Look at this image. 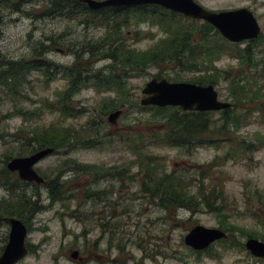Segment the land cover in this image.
Listing matches in <instances>:
<instances>
[{"label": "rangeland", "instance_id": "1", "mask_svg": "<svg viewBox=\"0 0 264 264\" xmlns=\"http://www.w3.org/2000/svg\"><path fill=\"white\" fill-rule=\"evenodd\" d=\"M195 1L210 11L248 8L254 13L262 29L260 37L240 43L227 40L225 55L214 64L217 73L222 74L214 86L220 100L233 105L237 104L233 95L241 94L243 86L251 88L252 96L260 97L232 108L230 119L241 121L239 129L236 124L224 128L228 124L224 111L210 112L211 130L188 147L154 142L150 136L162 132L167 120L162 121L153 110L135 105L141 106L142 90L153 79L176 82L179 75V82L193 83L204 72L181 69L174 63L150 65L145 73L140 72L145 70L143 63L126 64L123 69L121 62L107 58L108 46L97 53V58L89 54L90 45L99 48L116 32L126 49L147 52L167 37L160 25L150 21L140 24L130 17L127 24H121L127 12L115 8L104 14L118 18L121 25L115 31L111 21L107 23L110 27L99 25L97 20L103 15L91 14L93 11L84 9L80 0H69L65 5L62 0L0 3V56L32 64L35 59L51 63L47 76L40 64H34L24 99L0 102V202H19L28 213L36 212L30 223L47 231L39 233L41 240L48 238L37 264H47L51 256L60 253L63 264H71L73 248L88 257L91 244L101 233L105 234V218L106 237L112 245L111 264H264V258H256L246 249L251 237L264 241V0ZM16 2L19 4L14 5ZM170 13L167 15L172 16ZM185 17L178 15V20L192 25L191 20L195 19ZM209 38L224 43L214 33ZM78 62L85 65L82 76L90 78V82L68 101L74 112L64 114L49 109L47 106L59 104L65 92L69 95L64 79L72 73L65 68ZM112 70L118 75L128 71L125 93L129 96L125 102L129 107L123 109L117 125L108 122L111 112L104 111L105 103L116 96L115 92L94 85L98 73L109 75ZM21 109L27 113L40 111L25 119L17 113ZM153 115L158 117L153 119ZM52 127L71 129L81 137L78 135L79 139L68 148L56 149L36 166L46 185L22 181L17 173L7 169V164L13 158L31 154L23 150L33 131ZM243 142L257 148L246 151ZM148 158L154 159L151 166L155 165L159 174L183 178L189 194L196 197L197 211L175 212L160 207L148 184ZM73 164L80 168H73ZM58 176L63 199L52 203L48 186ZM24 212L21 213L25 216ZM1 215L0 223L7 224L9 218ZM223 224L231 228L227 242H217L200 252L186 246L185 237L194 227L220 229Z\"/></svg>", "mask_w": 264, "mask_h": 264}, {"label": "trees", "instance_id": "2", "mask_svg": "<svg viewBox=\"0 0 264 264\" xmlns=\"http://www.w3.org/2000/svg\"><path fill=\"white\" fill-rule=\"evenodd\" d=\"M5 1L8 2V0H0V3ZM68 1L69 0H62L64 5ZM18 4L19 3L16 2L14 5ZM1 6L3 5L0 4V7ZM84 9L89 10L87 5H85ZM111 9L115 8L93 11L91 14L94 13V15L97 16L103 15L100 20H97L99 25L106 24V26L110 27V24L107 23H110V21L113 22L115 31L119 29L121 24H127L130 18H136V20L138 19V23L140 24L150 21L152 25H160L161 29L167 34V37L165 39H161L153 49L147 52L138 53L129 50V48L126 49L123 39L120 35L116 36V32L110 40L108 39L104 41L99 48L91 45L88 47L90 49L89 54L92 55L93 58H97V53L108 46L109 48L106 49L108 53L107 58H112L117 62H121L123 69L127 67L125 66L126 64L133 62L143 63L145 70L140 72L145 73L150 65L159 66L165 63H174V66L181 69H186L192 72H204V75L193 81L195 84L216 85L218 83L222 74L220 72L219 74L217 73V69L214 64L225 55L227 50L224 44H228V41L223 38L221 33L211 24L203 22V24L197 25L195 22L199 20H191L193 24L186 26L182 24L180 19L178 20V15L181 14L172 13L160 6H139L135 8H119L127 12L125 21H120L121 24L119 25V20H116L118 18L112 16L107 17L104 15ZM150 9H152L153 12L150 13ZM158 12H161L162 15L160 14L157 19L156 15ZM168 13L172 16H168ZM181 17L185 16L181 15ZM212 33L219 36L224 43L220 44L217 41L211 40L209 36ZM119 43L120 45H118ZM84 53H86V50H84ZM96 61L98 62L99 60L94 59V62ZM79 63L80 62L75 64L73 68H70L72 75H70L69 95L65 92L63 97L59 99V104L57 106H47L49 109L62 111L64 114L69 111L71 113L74 112V110L68 105V101H70L73 96L80 91V88L82 89V86H84L85 83L90 82V78H84L82 76V67L85 65ZM33 67H36V65L27 62V60L14 61L0 56V102L10 98L12 101L14 99L25 98L24 89L27 79L32 73ZM90 67L91 65L89 64L88 68ZM77 70L79 71L76 72ZM87 71L90 70L88 69ZM45 74L47 76L49 72H46ZM127 75L128 71H125L122 75H118L115 70H112L109 75H105L100 72L95 76V86L98 88H104L106 91L115 92L116 94L114 98L105 103L104 111L106 113L123 110L124 108L129 107L125 102L126 98L129 96L125 93ZM177 77L178 78H176L175 81L179 82V75H177ZM251 92V88L248 89L243 86L240 91L241 94H234L233 97L235 98L237 104L243 102L245 103L246 100L254 101L255 99H259L260 96L258 94L252 96ZM123 95H126L125 98H123ZM237 104L233 105V107H238ZM141 106L139 104L135 105V107H139L142 110H153V112H157V115H160L159 118L162 121L165 119L167 120V125L163 126L164 128H162V132L152 134L150 136L156 143L174 147H188L197 138L202 137L211 130V121L208 118V114L210 112H185L181 108L177 107L160 108L156 106ZM232 108L224 111L226 121L228 120V124L224 125L225 129L230 126L229 124H236V129H239L241 125V121L238 118L234 117L233 119H230V115L233 114ZM262 108L264 111V103H262ZM21 110L20 112H18V110L17 113H21V116L25 117V119L38 114L40 111H29L27 113L23 109ZM157 115H153V119H156L158 117ZM78 135L81 137L79 133H76L71 129H62L58 127H52L47 130L40 131L36 130L33 131L29 144L24 146L25 148L23 152L28 153L29 151V153L33 154L38 150L45 148H54L55 151L59 148H68L75 140L79 139ZM257 138L260 141L262 140L260 135H257ZM241 144L245 145V142ZM256 148L257 146L255 145L246 146V151H253ZM145 160V163L146 161H149L148 165L150 166L155 163L153 162L154 159L152 161L151 158H148L146 161ZM150 166L147 168L151 175L148 184L152 186V196L159 199L160 207L173 209L175 212L178 210H186L191 213L197 211V205L196 202H194L196 197L189 194L182 177L168 173L159 174V169H157L155 165ZM72 167L77 170L80 168L78 165L74 164ZM59 182L60 176L49 183L48 188L52 203L63 199V189L60 186L61 184H58ZM144 192H149L147 186H144ZM200 196L202 199L205 197L203 194H200ZM89 198L90 197H88V199ZM0 211H2L0 212L2 214H0L1 216L8 218H23L25 216L22 215L21 212L26 211V206H24V204H20L19 202L12 204L6 199H3L0 202ZM220 229L228 234V237L221 242H227L230 239L229 232H231V228L223 224ZM262 240H264V237H262Z\"/></svg>", "mask_w": 264, "mask_h": 264}, {"label": "water", "instance_id": "3", "mask_svg": "<svg viewBox=\"0 0 264 264\" xmlns=\"http://www.w3.org/2000/svg\"><path fill=\"white\" fill-rule=\"evenodd\" d=\"M18 1L25 2L27 0ZM80 1L92 11L110 7L161 6L172 12L211 24L225 39L232 43L255 40L262 33L258 20L248 8L215 12L206 9L195 0ZM142 94L144 98L141 100V105L144 107H179L185 112H220L232 108V103L220 100L214 85H198L187 82H170L166 79H153L145 85ZM123 113V110L110 113L108 122L111 125H117ZM54 152V148H45L26 157L13 158L7 164V168L12 173L17 172L22 181L44 184L46 180L38 173L36 166ZM10 223L13 226L11 242L4 255L0 258V264H12L26 255L24 243L26 227L18 219H11ZM227 237L228 234L219 228H207L198 225L186 235L185 244L193 250L204 251ZM246 249L256 258H264V241L250 238L246 242ZM78 254L76 251L72 256L76 257Z\"/></svg>", "mask_w": 264, "mask_h": 264}, {"label": "flooded vegetation", "instance_id": "4", "mask_svg": "<svg viewBox=\"0 0 264 264\" xmlns=\"http://www.w3.org/2000/svg\"><path fill=\"white\" fill-rule=\"evenodd\" d=\"M61 52H65L64 50H60ZM33 64H40L41 67L44 70V75L46 76V72H49L50 65L51 63L47 59H35L33 61ZM57 68L60 70L62 67L57 66ZM73 68V66L71 67ZM48 69V70H47ZM70 70V68H65ZM50 73V72H49ZM53 74H50L52 76ZM65 82L67 86H69L70 89V76L67 77L65 76ZM18 174V173H17ZM27 183H33V182H27ZM46 181L44 184L41 185H46ZM36 184V183H34ZM40 185V184H37ZM97 194L95 193L94 196ZM26 215L23 218H15L18 220H21L25 227H26V235H25V249H26V255L23 256L21 259H18L17 261H14L12 264H37L40 259H41V254L43 250L45 251L46 249V242H48V238L45 237V239L41 240L39 238V233L40 232H47L45 231L44 227H38L36 228L32 222L34 218L36 217V212L33 210H30L29 213L28 211L24 212ZM39 213V211H38ZM11 219L14 218H9L7 219V224H2L0 223V258L4 255L6 252V249L8 248L10 242H11V237H12V230L13 226L11 225L10 221ZM100 221H102V218H100ZM107 220L105 218V226H104V233H101L99 238L95 240L90 246V248L87 250L89 252V256H84L83 251L73 248L70 250V260L71 264H111V258H110V253L112 252V245L106 237L107 231ZM44 234V233H43ZM104 247V250H103ZM76 251L79 253L76 257H73L76 253ZM63 254L60 253V256H51L50 260L47 264H63L62 262Z\"/></svg>", "mask_w": 264, "mask_h": 264}]
</instances>
